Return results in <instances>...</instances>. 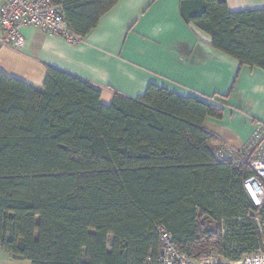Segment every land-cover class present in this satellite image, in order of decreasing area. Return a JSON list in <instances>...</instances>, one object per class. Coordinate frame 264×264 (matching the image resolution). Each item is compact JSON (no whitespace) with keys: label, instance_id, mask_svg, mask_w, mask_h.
I'll use <instances>...</instances> for the list:
<instances>
[{"label":"trees","instance_id":"trees-1","mask_svg":"<svg viewBox=\"0 0 264 264\" xmlns=\"http://www.w3.org/2000/svg\"><path fill=\"white\" fill-rule=\"evenodd\" d=\"M50 1L77 40L118 2ZM180 15L239 68L264 71V9L190 0ZM217 100L149 83L103 104L98 89L52 66L41 90L0 71L2 250L30 264L156 263L159 227L195 260L264 248L241 187L247 172L211 153L218 140L204 122L222 118Z\"/></svg>","mask_w":264,"mask_h":264},{"label":"crops","instance_id":"crops-1","mask_svg":"<svg viewBox=\"0 0 264 264\" xmlns=\"http://www.w3.org/2000/svg\"><path fill=\"white\" fill-rule=\"evenodd\" d=\"M181 1L190 0H118L75 42L24 27L21 49L0 43V71L41 90L46 66H52L87 81L103 103L115 93L139 97L149 83L182 96L219 98L222 118L208 117L204 127L218 142L239 147L264 121V71L239 68L215 51L206 33L183 20ZM225 1L229 11L264 9V0ZM0 264L30 263L0 247Z\"/></svg>","mask_w":264,"mask_h":264},{"label":"built area","instance_id":"built-area-1","mask_svg":"<svg viewBox=\"0 0 264 264\" xmlns=\"http://www.w3.org/2000/svg\"><path fill=\"white\" fill-rule=\"evenodd\" d=\"M24 27H35L47 36H60L68 41L77 39L68 30L58 6L50 0H7L0 5V43L13 49L25 44ZM211 153L217 162L227 163L245 173L241 179L242 190L255 210L250 216L260 233L264 234V121L254 124L251 135L239 147L217 142ZM143 264H264V248L246 253L238 260L209 257L190 258L179 251L171 234L158 228V255L156 263L147 257Z\"/></svg>","mask_w":264,"mask_h":264},{"label":"rangeland","instance_id":"rangeland-1","mask_svg":"<svg viewBox=\"0 0 264 264\" xmlns=\"http://www.w3.org/2000/svg\"><path fill=\"white\" fill-rule=\"evenodd\" d=\"M104 97L102 99H100V102L103 103L104 102ZM108 102V103H107ZM103 104H109V101H106V103H103ZM211 227L213 226L212 224L210 225Z\"/></svg>","mask_w":264,"mask_h":264}]
</instances>
